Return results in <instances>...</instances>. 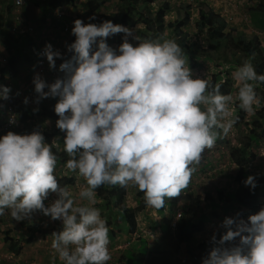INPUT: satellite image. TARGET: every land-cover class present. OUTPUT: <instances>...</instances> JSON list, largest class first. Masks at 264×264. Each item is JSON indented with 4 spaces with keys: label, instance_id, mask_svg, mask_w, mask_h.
Instances as JSON below:
<instances>
[{
    "label": "rangeland",
    "instance_id": "1",
    "mask_svg": "<svg viewBox=\"0 0 264 264\" xmlns=\"http://www.w3.org/2000/svg\"><path fill=\"white\" fill-rule=\"evenodd\" d=\"M22 1L18 5L16 0H0V54L5 56L1 61L4 67H8L9 44L34 40L35 34L49 42L51 52L58 58L69 46L79 47L74 67L65 66L60 59L54 68L38 74L31 57L37 44L33 42L28 45L30 56L18 62L17 83L0 80V174L11 190L7 195L0 192V264H66L63 260H69V256L64 258L66 254L52 256L50 251L57 247L47 245V233L40 245L23 243L18 254L9 251L7 234L17 237L21 229L22 238L29 234L20 223H14L18 220L15 214L35 224L40 232L70 228L71 216L82 217L76 241L81 256L93 246L105 247L109 243L106 236L112 229L117 237L111 239L116 241L108 250L118 260L129 241L124 232L123 206L128 211L138 209L141 231H150L149 244L155 239L162 249V258L170 264H264V89L251 63L256 59L247 61L245 51L232 39L218 52L210 51L208 57L201 53L209 47L197 29L199 3L207 2L227 20V31L234 27L235 32L231 31L235 38L256 37L253 44L264 53V29L258 26L264 23L260 19L264 0H188L187 4L165 0L169 5L165 23L190 14L182 35L166 27L161 36L145 37L147 27L137 24L118 27L90 41L85 40V29L91 27L92 17L113 14L118 0H109L95 13L87 10L86 0H77L76 8L68 6L53 14L43 12L48 0ZM158 4L157 0L141 11L153 18ZM23 25L32 30L21 34ZM185 34L188 37L182 41ZM195 42L203 51L188 48ZM170 53L175 56L173 67L166 69L162 60ZM225 57L231 62H225ZM216 77L229 82L230 96L213 97L205 92ZM88 82L90 86L86 88L97 98L92 107L86 102L87 93L78 89L79 83ZM201 92L204 99L193 103ZM11 98L12 102L21 100L36 111L45 107L56 116L54 120L42 118L39 124L43 127L40 132H48L57 150L69 155L60 168L41 170L33 180L31 165L51 163L50 149L42 138L32 139L30 148L23 153L14 148L25 124L16 120L7 127L10 114L6 100ZM182 103L196 108L192 116L183 111ZM178 113L183 114L182 124L176 133H170V162L176 168L168 170L167 161H162L153 169L145 158L136 171L130 172L120 165L115 179L126 191L119 205L121 210L117 205L101 203L92 186L105 160L107 167L117 157L124 164L130 153L143 144L142 134L148 124L158 129L167 114ZM68 125L76 130L87 126L89 135L78 147L70 145L64 132ZM135 128L143 133L130 141ZM250 140L254 157L249 156L247 171L239 182L236 176L240 168L233 162L231 151L244 147ZM93 145L98 149L96 153ZM163 169L173 179H165ZM11 171L20 175L16 177ZM66 176L74 177L70 185L63 183ZM247 188L255 191L246 207L227 199L236 193L243 197L242 191ZM175 196L178 199L174 204ZM161 205L164 208L159 209ZM172 211L189 218L193 215L195 222L203 221V231L187 234L181 240L175 237L173 227L162 230L164 213L169 215ZM261 243L263 247L259 249Z\"/></svg>",
    "mask_w": 264,
    "mask_h": 264
},
{
    "label": "trees",
    "instance_id": "2",
    "mask_svg": "<svg viewBox=\"0 0 264 264\" xmlns=\"http://www.w3.org/2000/svg\"><path fill=\"white\" fill-rule=\"evenodd\" d=\"M76 1L77 0H50L47 4V7L43 9L44 13L55 11L58 9H61L63 7H73L76 8ZM157 0H118L116 11L109 15L105 16L102 15L101 17H92L91 19V27L86 28V41H90L92 38L98 36V35H104L106 32L116 29L118 27H126L128 25H137V24H143L147 27L146 32H144L145 37H149L150 34H158L159 36L163 35L165 32L166 27H169L175 32L177 35L183 34L184 27L189 22L190 14L187 13L184 18L178 17L174 22H169L168 24L165 23V13L169 9L168 3L165 2V0H158V11L156 15L151 18L147 16L145 13L141 11V8L143 6H149L155 3ZM109 0H86L84 1V5L86 6L87 10L91 13H95L99 11L101 8L105 7ZM185 4V3H184ZM189 5V4H188ZM187 6L186 4L184 7ZM188 7V6H187ZM199 19L197 21V29L199 31V35L206 41L208 44V49L204 50L201 49L200 45L195 42L194 44H190L188 46L189 49L195 50L197 47V52L201 53H207L208 57H210L209 53L210 51L218 52L225 44V42L229 39L234 40V42L241 48L243 51H245L246 54V60H252L256 59L255 61H252L251 63L254 65L258 75H259V83L261 84V87L264 89V53H260L257 49V46L253 44V40L256 39V37H237L235 38L232 35V31L235 32V28L232 27L230 30L227 31V27L229 26V23L227 20L223 17H221L219 14L215 12V10L210 6L207 2H200L199 3ZM261 11L263 14L261 15L260 19L264 20V5L261 6ZM258 26L261 29H264V23L259 24ZM232 30V31H231ZM3 37V36H2ZM187 35L185 34L182 38V41H185L187 39ZM234 37V38H233ZM30 44L34 42V40H27ZM1 42V40H0ZM5 42L9 43V40H5ZM3 42V43H5ZM22 45V46H21ZM21 46V47H20ZM13 47L15 50H13ZM78 47H69L67 51L63 54L61 58V62L67 66V67H74L75 66V60L77 59V53H78ZM187 47V46H185ZM9 51L11 53L10 55V65L11 69L13 71V75H18V70H16V60H18V57L23 55V44L20 43L19 47H17L15 44L10 45L9 44ZM175 56L170 53L167 55L163 60V67L166 69H171L173 64ZM224 61L227 63H230L231 60L229 58H224ZM208 94H210L213 97L216 96H222V97H228L232 94V90L230 88L228 81H220L218 80V77L214 78L209 82L208 88L205 90ZM197 99H193V103H196L199 100L204 99V93L201 92L200 94H197ZM181 100V99H180ZM97 101V98L93 96V94H89L87 98V104L90 103V105H95ZM142 103L143 100L140 99ZM89 102V103H88ZM240 105V104H239ZM181 107H183V111L187 113L188 115L192 116L194 113V107L186 105L185 103H182ZM202 110H199L197 113L200 114ZM15 112L19 115V117L26 121L27 119H33L34 114L33 112L27 110L23 106H17ZM193 112V113H192ZM45 113L53 117V112H47L45 110ZM183 121V114L178 113L175 116H172L171 114H167L165 118L162 121V126L166 127L165 131H162L161 128L154 129L153 127H148L146 132H144V144L143 146H139V149L134 150L130 154V158L126 164L127 169L135 170L140 167L141 165V158L145 157L147 161L150 163V166L154 169L157 168L162 161H167L171 158V150L173 148V143L170 137V133H176L181 126ZM148 126V125H147ZM84 130V129H83ZM133 134L131 137H136L137 134L141 133L139 129L135 128L133 130ZM116 137H119L117 135ZM125 137V135H124ZM132 138V139H133ZM79 138L77 137L75 139V143ZM253 140H250L244 147L242 148H234L231 151V158L233 159V162L240 168V172L238 174V181H242V178H244V174L246 173V169L248 167V158L249 156L254 157V154L250 151V147L252 145ZM157 156V159H156ZM53 158L55 159V163H59L61 161L67 160L66 156L61 154H54ZM176 166L174 164H169L168 170L175 169ZM164 177L165 179H173L169 177L168 172L166 169H163ZM1 179V178H0ZM102 180H105L102 178ZM104 183L98 182L96 186H94V189L99 193L100 188H103ZM254 188H247L242 191L243 197L240 194H234L230 196L227 199L231 200H237L239 204L242 206H247L248 203L254 198L251 193H254ZM116 191L111 192L110 194L106 195V197L109 196H117L116 204L118 202L122 201V198L124 196V193H120L119 195H116ZM221 195L222 193L219 192L218 195ZM159 209H162V206L159 207ZM138 211V209L136 210ZM136 211L131 210L128 211L127 208H124L123 214L126 219V221L130 224V229L133 231L136 230L137 222H136ZM193 215L189 218L185 215H181L179 220L176 223L175 227V237L177 239H184L185 235H193L198 232L203 231L204 229V222L198 221L195 222L192 219ZM165 229H170L171 220L165 219ZM33 226L29 227L28 229H32ZM168 233V232H167ZM28 241H31L28 238ZM9 250L13 252H17L19 250V240L14 241L10 240L9 243ZM159 248H156L155 251H158ZM130 252H128V255ZM160 259H154V257L151 259L148 264H167V262L164 261H158Z\"/></svg>",
    "mask_w": 264,
    "mask_h": 264
},
{
    "label": "clouds",
    "instance_id": "3",
    "mask_svg": "<svg viewBox=\"0 0 264 264\" xmlns=\"http://www.w3.org/2000/svg\"><path fill=\"white\" fill-rule=\"evenodd\" d=\"M18 1H20V2H18ZM49 1L50 0H48V3H49ZM180 1H184L185 2V1H188V0H180ZM16 3L18 5H22L23 1L22 0H16ZM185 3L187 4L188 2H185ZM47 4L45 5L46 7H47ZM64 8H66V7H63L61 9H58V10H55V11H51V12H52V14L53 13H58V12H63L62 10ZM54 23L56 25L58 24L56 22H54ZM27 30L31 31L32 28L30 27V28L26 29V27H24V25H23L21 30H20V33L22 34V33H24ZM24 39H25V36H24ZM34 42H37V44H36V47L34 49V52L31 54V57L33 58V64L35 65V69H36V72L38 74H44L47 71H49L50 68H52V67L54 68L59 63V61H60V59L62 58L63 55L60 58H58L57 55H55L53 52H51L52 49L49 46V42H46L44 39H41L37 34H35ZM22 44H23V55L18 57V60H16V67H15L16 70H18L17 65H18V62L20 61V59L25 57L26 55L30 56V54H27L28 51H30L29 50V46H28V45H30V43L25 39ZM11 45L13 46V44H11ZM15 45L17 47H19L18 44H15ZM69 47H71V46H69ZM42 49H44L46 52L50 53L55 58V63L54 64H49L48 63L47 67L43 71H39L38 64L42 60L41 55H40V51ZM10 55H11V53H9L7 55V57H8V67H4V65H2L1 61L5 60V56H3V54H0V56H2V59H0V80H2L4 78L3 81L8 79L12 83L16 84L17 80H18L17 77L19 75V70H18V75L14 76L13 75V71L11 69V65H10ZM84 85H85V87H82L83 84L81 85V87L78 86L79 87L78 89L80 91H82V92H86L87 93V96H86V102H87V98H88L89 94L90 93L93 94V93L89 92L90 89L86 88L87 86H90L89 84H84ZM12 100H13V98H11L9 100L8 99L6 100V103H9L8 106H7V109H8L7 112H9V114H10V116L7 115V119H6L7 127L10 128L15 123L16 120H19L20 122H23L25 124L24 127L20 130V133L17 136L18 142L16 143V145H14V148L19 149L23 153V152H25L26 150H28L30 148V142L32 141V139L42 138L43 141L49 146V149H50V155H51V158H52V162L51 163L43 164L41 162L40 166L38 165V167H37V165H31V167L29 169V171H31V173H33L32 174L33 175V180H35L34 175L36 173L40 172L41 170L44 171V172H48L53 167L60 168L62 166V163L68 161L69 155L64 150H61V151L57 150L56 146H54L52 144V140L48 136V132H46V130L43 129V132H40V128H43L39 124V122L42 120V118L47 117V118H49V120H52V119L54 120V118L56 116H53V117L48 116L45 113V110L47 112H49V111L45 107H43V109L41 108L40 111H36L34 108H31L30 106H28L27 104H25L21 100L13 101V102H12ZM96 104H97V101H96L95 105ZM95 105H90V103H89L88 107L89 106L92 107V106H95ZM17 106H23L27 110L33 112V114H34L33 119H27L26 121L22 120L19 117V115L15 112ZM144 109H146V106L144 107ZM42 110H43V112H42ZM51 113H52V111H51ZM57 115H59V114L57 113ZM150 126L151 125L148 124V126H146L145 130H147L148 127H150ZM160 128L162 129V131L166 130L165 126H161ZM154 129H156V128H154ZM64 132L68 136V139L70 141V145L73 146V147H78L81 144V141L83 140V138L85 136L89 135V132L87 130V126L86 125L85 126H81V128L79 130H76L71 125H68V126H66L64 128ZM142 133L143 132L141 131V133L137 134L136 136H138V135H140ZM142 136H143V139H144V134H142ZM77 137L79 138V140L77 141V143H75V139ZM135 138L136 137H134L133 139L131 138L130 141L134 140ZM103 139L106 140L107 137H103ZM143 144H144V142H143ZM143 144L140 145V146H143ZM92 149L94 151L93 153H96V151H98V149L95 148V145L92 146ZM17 153L20 154L19 151H17ZM116 153L118 155L119 152L116 151ZM54 154L64 155V156H66L67 160L61 161L59 163H55V159L53 158ZM129 158H130V155L128 156V158H127V160H126V162L124 164L120 163L118 157L114 158L111 161L109 167H107V159H106L105 162H104L103 167L99 170V172H97L96 180H95L92 188H93V191L96 192L97 197L100 199L101 203L106 202V203H108L109 206H111V204L117 205V208L119 210H121L119 208V205L121 203H123V199L126 196V191H125V188L123 186H121V184L119 182H117L116 179H115L117 177V174H118L119 166L122 165L121 168H123L125 170H128L130 172L136 171L142 166V163H143L142 159L145 158V157L141 158V165H140L139 168H137L135 170L126 168V164H127L128 160H129ZM156 159H157V156H156ZM18 164L19 163L14 164V165L17 166ZM169 164H172L170 162V159L167 160V168L169 167ZM10 173L12 175L16 176V177H18L20 175V174H17L15 172H13V171H11ZM0 178H1L0 179V192L2 193V195H7L8 193H10L11 190H9L7 188V186L5 185L4 179L2 178L1 174H0ZM102 178H104L105 180H102ZM73 179H74V177H72V176H70V177L66 176L65 179L63 180V183H65V185H70L73 182L72 181ZM19 180H20V178H19ZM98 182L104 183L103 188H100V192L99 193L94 189V186H96V184ZM47 186L48 185H46V188H47ZM113 191L117 192L116 195H119L120 193H124V196H123L121 202H118L116 204L117 196L106 197V195L110 194ZM34 196L37 197V195H34ZM2 197L3 196H1V199H2ZM174 199L175 200H174L173 203L175 204V203H177V200H176V199H178L177 196H175ZM161 206H162V208H164L163 205H161ZM113 208L115 209V206H113ZM124 208H127V207L123 206L122 207V211L124 210ZM169 212H170V210H169ZM181 215H183V214H181V213H178V214L177 213H173V211H172L169 215H166L164 213V216H163L164 219H162L161 215L159 216V218L162 219L163 222H164L165 219L171 220L170 229H172V227H173V229L175 231L176 223L179 220V218L181 217ZM14 217L16 219H18L14 223H20L22 226H24L25 231H28V233L29 234L31 233V234L30 235L28 234L25 238H22L23 233H24L23 229H21L22 230L21 233H19V232L17 233V237H12V236H10V234H7L6 237H5V242L8 244V247H9L10 240H14V241H18L19 240V250H20L21 246H23V243H26L28 245H32V244L34 245L35 243H37V245H40V242L44 241L43 237L47 233L46 240H45V242H47V245L50 246L51 244H53V247H55V246L57 247L56 250H51L50 251L52 256H54L55 254H58V253H60L62 256H64L66 254L64 256L65 259H67V257L69 256V260L68 261L67 260H63L64 261L63 263H66V264H130L131 261H132L131 264H148V262H150L153 257H154V259H160L161 261H164V262H167V264H170L167 260H164V258H162V251H161L162 249L160 248L159 243L156 242L155 239L152 240L151 244H149V242L147 240V237L151 235L150 231L149 232H147V231H143L142 232L141 231L140 225L137 222V216H136V222H137L136 230L133 231L132 229H130V226H129L130 224L126 221V219L124 217V214H123V217L125 219V221L123 222L125 224L124 232L127 233L129 241H128L127 245L125 246L126 250L122 253V255L119 256L118 260L116 259L115 255L112 253V251L108 250L110 245L111 244L113 245V243L116 241L115 239L113 241L111 239L117 237V234L114 235V230H112V229L109 230L110 231V235L106 236V239L109 240V243H106L105 247H103L101 244H100V246H93V247L90 248V250H89L90 252H88V254H86L85 256H81V251H79V248L76 246V241L78 240V228L81 225V220H83V219H82V217L80 219H77V214H75V215L70 217V222H71L70 228L62 227L59 230H56V231H51L50 230L49 232H46V231L40 232V229L38 227H36L35 224H31V223H28V222H25V221L19 219L18 214H15ZM109 220H110V215L108 217V221ZM31 226H33V227H32V229L29 230L28 228L31 227ZM164 227H165V222H164V224L162 226V230L164 229ZM66 229H69V230L67 231ZM155 229H157V228H155ZM143 233H146L147 235L143 236L142 235ZM137 234H139L138 238H134ZM28 238L31 241H28ZM132 239H133V246H130ZM258 247H259V249H262L263 243H261ZM156 248H159V250L155 251ZM19 250L17 252H14V253L18 254ZM48 250H50V249H48ZM128 252H130L129 255H128ZM49 259H51V258H49ZM160 260H158V261H160Z\"/></svg>",
    "mask_w": 264,
    "mask_h": 264
},
{
    "label": "built area",
    "instance_id": "4",
    "mask_svg": "<svg viewBox=\"0 0 264 264\" xmlns=\"http://www.w3.org/2000/svg\"><path fill=\"white\" fill-rule=\"evenodd\" d=\"M18 2H20V1H18ZM40 55H41L42 60L38 64L39 71H43L47 67L48 63L49 64L55 63V58L50 53L46 52L44 49H42L40 51ZM82 84H83L82 87H85L84 83H82ZM82 84H79L78 86L81 87ZM87 84H89V82Z\"/></svg>",
    "mask_w": 264,
    "mask_h": 264
}]
</instances>
